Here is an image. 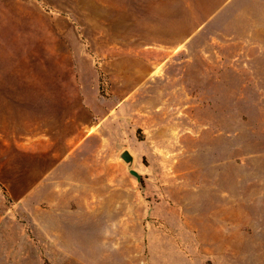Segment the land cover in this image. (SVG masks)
Here are the masks:
<instances>
[{"label": "rangeland", "instance_id": "obj_1", "mask_svg": "<svg viewBox=\"0 0 264 264\" xmlns=\"http://www.w3.org/2000/svg\"><path fill=\"white\" fill-rule=\"evenodd\" d=\"M9 75L0 264H264V0H0Z\"/></svg>", "mask_w": 264, "mask_h": 264}, {"label": "crops", "instance_id": "obj_2", "mask_svg": "<svg viewBox=\"0 0 264 264\" xmlns=\"http://www.w3.org/2000/svg\"><path fill=\"white\" fill-rule=\"evenodd\" d=\"M31 91L32 79L28 78V76L13 77L12 75H9L0 77V95L9 98L12 104L14 98H17L18 96L25 98L28 96L31 98ZM27 107L28 106L25 107L26 111Z\"/></svg>", "mask_w": 264, "mask_h": 264}, {"label": "water", "instance_id": "obj_3", "mask_svg": "<svg viewBox=\"0 0 264 264\" xmlns=\"http://www.w3.org/2000/svg\"><path fill=\"white\" fill-rule=\"evenodd\" d=\"M120 156H121V157H122V158L128 163V165H129L130 167L133 166V164H134V160H135V157H134V155L132 154V152H131L129 149H124V150L121 152ZM131 172H132L135 176H137V178H138L139 180H141L142 176H141V174H140L136 169L131 168Z\"/></svg>", "mask_w": 264, "mask_h": 264}]
</instances>
